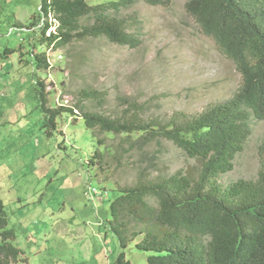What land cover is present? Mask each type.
I'll return each instance as SVG.
<instances>
[{
  "label": "rangeland",
  "instance_id": "obj_1",
  "mask_svg": "<svg viewBox=\"0 0 264 264\" xmlns=\"http://www.w3.org/2000/svg\"><path fill=\"white\" fill-rule=\"evenodd\" d=\"M186 2L152 6L137 0L123 10V17L135 19L130 31L140 39L136 47L92 37L53 49L40 42L41 0H0V196L18 236L15 244L28 256L15 264H113L121 251L111 229L119 189L134 186L140 174L157 179L182 169L197 173L199 162L172 142L133 148L122 135L94 134L83 118L86 111L121 115L130 101L138 108L129 112L168 123L176 113L194 117L235 94L241 74L202 33ZM49 21L47 37L58 26L53 14ZM33 44L36 53L46 54L48 68L36 66ZM36 78L46 86L50 108L78 109L58 117L52 136ZM82 90L104 92L105 101L81 103ZM252 127L233 169L220 176L223 185L257 178L264 120ZM96 151L100 160L93 158ZM138 239L125 251L134 264H148L147 253L135 246Z\"/></svg>",
  "mask_w": 264,
  "mask_h": 264
},
{
  "label": "trees",
  "instance_id": "obj_2",
  "mask_svg": "<svg viewBox=\"0 0 264 264\" xmlns=\"http://www.w3.org/2000/svg\"><path fill=\"white\" fill-rule=\"evenodd\" d=\"M136 1L41 0L40 42L54 49L72 40L104 37L111 43L136 47L140 39L130 31L135 19L122 16ZM143 1L152 6L173 2ZM185 6L202 33L233 61L242 82L229 100L194 117L176 113L168 123L147 121L136 111L129 112L138 108L130 101L126 112L117 116L84 112L85 126L94 134L122 135L133 148L169 141L199 162L197 173L182 169L157 179L140 174L134 186L119 189L111 204V229L121 251L113 264H134L125 250L136 238L135 246L147 253L148 264H264V140L259 146L257 178L226 185L219 181L246 148L252 122L264 120V0H187ZM51 14L58 26L47 37ZM35 19L36 14L28 26L35 27ZM36 47L33 44L31 49L36 66L48 68L46 54L36 53ZM35 80L44 125L52 136L58 117L63 112L75 115L78 109L50 108L43 80ZM80 98L81 103L85 99L103 102L106 94L82 90ZM101 156L96 151L93 158L100 160ZM8 225L0 196V264L27 261L26 251L15 244V230Z\"/></svg>",
  "mask_w": 264,
  "mask_h": 264
}]
</instances>
